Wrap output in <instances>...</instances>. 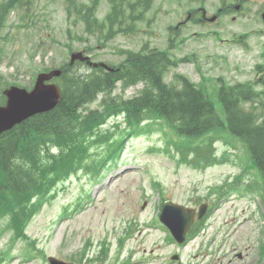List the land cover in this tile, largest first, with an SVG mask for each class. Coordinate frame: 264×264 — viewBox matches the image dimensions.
<instances>
[{
	"label": "rangeland",
	"instance_id": "1",
	"mask_svg": "<svg viewBox=\"0 0 264 264\" xmlns=\"http://www.w3.org/2000/svg\"><path fill=\"white\" fill-rule=\"evenodd\" d=\"M26 1L27 8L22 7L17 13L7 14L0 27V90L9 84L29 89L33 87L40 70L61 68L63 63L68 64L66 62L70 61L72 52H85V49L94 50L86 53L92 60L115 67L125 61L128 52H138L141 49L168 51L171 52L172 59L192 58L191 63L185 62L167 74L165 81L171 82L175 73L184 74L199 86H207L212 100L222 82L219 79L232 85L263 78L260 75L262 72L258 74L257 66H261L264 73V50H260L264 42V26L258 16L259 11L264 8V0H250L242 7V15L234 23L238 26H227L228 31L246 29L252 33L257 39L252 41V50H224L210 38L200 40L196 33L207 34L217 28H202L195 22L187 21L189 12L205 7L210 15L224 0H154L145 20L134 25L133 33L119 34L110 40L105 39V31L102 34L90 33L78 17L70 26L66 20V0ZM225 1L228 4L233 0ZM108 9L106 0H102L96 14L99 21L97 26L102 25ZM231 17L232 15L223 18L222 22L232 23ZM177 25L180 26L178 29ZM171 38L174 39V45L169 51ZM222 38L227 39L224 36ZM79 63L73 65L75 71L85 70L87 65ZM196 65L200 66V72ZM143 87L144 84L138 83L122 89L119 83L113 94L107 97L130 99L138 95ZM102 96L94 104L88 105L89 108H98ZM122 120V116L111 120L109 126ZM157 130L129 138L121 159L104 171L106 175L101 182L91 185L88 175L82 172L58 186L55 199L45 204L31 220L27 232L15 239L10 258L2 264H44L42 250L46 257L52 256L70 262L88 241L93 244L92 251H97L106 233H109L112 257L116 255L117 240L124 242L120 262L132 252L135 253L134 259L151 261L157 257L162 258L160 254L175 250L172 245L163 241L165 233L158 225L151 223L150 235L146 227L149 222L157 223L154 217L161 210V195L175 203L188 205L190 208L197 207V200H212L214 196L211 193L227 178L233 177L232 173H238L239 168L232 160L206 170H195L182 165L171 148L170 151L165 149L166 139L164 135L160 137ZM220 143L216 147L219 154L228 149L221 147ZM237 145L238 151L234 152L244 154V150L238 143ZM11 159L14 160V156ZM139 167L146 170L140 174ZM101 178L102 175L99 180ZM256 181L262 187L260 178H256ZM155 182L159 183L162 192ZM81 186L95 199V203H91L92 199L88 200L89 196L83 194L77 198L73 208ZM145 190L147 198H141ZM89 201L91 204L82 210ZM220 206L210 219L208 234L217 236L216 228L224 227L220 229L218 236L217 259L225 261V264H264L263 258L259 256V225L252 218L253 211L259 212L257 218L262 216L264 222V214L259 210L258 201L253 197L234 193L228 202ZM65 207L71 209L73 218L63 219ZM11 237V232L2 235L0 256L9 245ZM222 238L227 241L223 246ZM201 247L198 244L185 251L186 256L192 252L189 261H193L195 249L199 250ZM236 249L242 252L243 259H234ZM165 262L166 260L158 261L157 264Z\"/></svg>",
	"mask_w": 264,
	"mask_h": 264
},
{
	"label": "trees",
	"instance_id": "2",
	"mask_svg": "<svg viewBox=\"0 0 264 264\" xmlns=\"http://www.w3.org/2000/svg\"><path fill=\"white\" fill-rule=\"evenodd\" d=\"M106 1L110 4V12L99 26L95 18L99 0H94L91 6L74 4L71 7L90 33L102 34L105 31V39L108 40L134 30L135 23L144 20L152 5V0ZM27 5L26 0H3L0 2V18L17 13L22 7L26 9ZM145 50L128 52L125 61L113 72L101 68L85 72L64 69L59 78L63 99L57 108L33 117L0 138V197H30L35 191L49 190L53 186L54 173L60 169L58 162L63 167V160L67 157L73 168L74 160L69 154L75 151L76 146H82L86 155L90 147L99 152L100 159H94L90 165L93 169L106 155L113 157L118 154L120 147L111 149L119 134L103 130V125L117 116H123L127 126L147 118L164 119L174 127L179 138H222L226 135L240 142L245 149L243 168L246 171L257 170L264 178V89L258 94L252 84H223L218 91L219 100L212 101L203 88H197L186 79H182L181 89L165 84L164 74L172 64L168 52ZM118 82H123L124 88L144 83L145 88L131 100L103 99L102 109H85V105L100 93H111ZM121 125L116 124V129H122ZM38 139L39 144L30 148L28 155L20 152L23 143L25 148H29ZM48 142L58 148V154H50L45 148H40L41 144ZM197 144L200 145L195 150L205 148L202 156L204 166L215 163L211 143L198 140ZM4 204L0 198V219L5 215L18 218L24 211V208L15 207L9 213Z\"/></svg>",
	"mask_w": 264,
	"mask_h": 264
},
{
	"label": "water",
	"instance_id": "3",
	"mask_svg": "<svg viewBox=\"0 0 264 264\" xmlns=\"http://www.w3.org/2000/svg\"><path fill=\"white\" fill-rule=\"evenodd\" d=\"M76 59H80L82 61L88 60V58L82 57L81 54L73 55L72 61ZM59 75V71L53 72L51 74L40 75L38 77L37 86L34 92H32L31 94H27L25 90L21 91L18 89H12L9 92L10 99L12 101H15L18 94H21V101L24 103L25 109H17L16 107H14L15 102H12L7 109H0V132L10 127L11 124H14L15 122L21 120L24 117V113L26 111L29 115H31L36 112L53 109L60 99V92L56 86L43 85V82L52 78L53 76ZM31 101H33V103H31ZM162 214V218L164 220L173 225L176 224L178 226H182L184 224V228H188L193 220L192 213H190L185 208L178 205H173L170 202H167L165 204V209H163ZM169 215H171V220L169 219Z\"/></svg>",
	"mask_w": 264,
	"mask_h": 264
},
{
	"label": "flooded vegetation",
	"instance_id": "4",
	"mask_svg": "<svg viewBox=\"0 0 264 264\" xmlns=\"http://www.w3.org/2000/svg\"><path fill=\"white\" fill-rule=\"evenodd\" d=\"M237 1H239L238 4H241V5L236 7V5H237V3H236V5H233V4L224 5L223 7L219 8L217 14L215 15L216 16V21L218 19L222 20L223 18H226L227 16L231 15V13L234 12L235 10H239L240 7L242 8V6H244V2L246 0H237ZM189 15L191 16L193 14L190 13ZM194 15H195V18H196V22L199 23L200 25H202L203 27L211 26L210 24H208V23H211L209 21L211 17H209L207 15V12H206V10L204 8H199L198 12H196ZM239 17H240V15L237 16V17L232 16L231 17L232 23H235ZM248 40H249V37H248ZM236 41H238L239 43H244L245 42V37L242 34H240V35H238L236 37ZM233 42H234V40H233Z\"/></svg>",
	"mask_w": 264,
	"mask_h": 264
},
{
	"label": "bare ground",
	"instance_id": "5",
	"mask_svg": "<svg viewBox=\"0 0 264 264\" xmlns=\"http://www.w3.org/2000/svg\"><path fill=\"white\" fill-rule=\"evenodd\" d=\"M15 103H14V107H16L17 109H20V108H25L24 107V103L21 101V99L20 100H16V101H14ZM24 235V233L22 234V235H20V236H18V237H21V236H23Z\"/></svg>",
	"mask_w": 264,
	"mask_h": 264
}]
</instances>
